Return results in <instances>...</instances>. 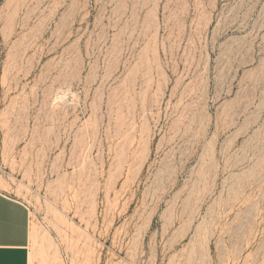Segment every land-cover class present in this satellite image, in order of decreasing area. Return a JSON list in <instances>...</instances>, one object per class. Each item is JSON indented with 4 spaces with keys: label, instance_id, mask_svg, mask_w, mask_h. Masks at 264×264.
I'll list each match as a JSON object with an SVG mask.
<instances>
[{
    "label": "rangeland",
    "instance_id": "374dc122",
    "mask_svg": "<svg viewBox=\"0 0 264 264\" xmlns=\"http://www.w3.org/2000/svg\"><path fill=\"white\" fill-rule=\"evenodd\" d=\"M0 190L41 264H264V0H0Z\"/></svg>",
    "mask_w": 264,
    "mask_h": 264
},
{
    "label": "crops",
    "instance_id": "0c3cea01",
    "mask_svg": "<svg viewBox=\"0 0 264 264\" xmlns=\"http://www.w3.org/2000/svg\"><path fill=\"white\" fill-rule=\"evenodd\" d=\"M0 264H41L30 247V214L21 200L0 190Z\"/></svg>",
    "mask_w": 264,
    "mask_h": 264
}]
</instances>
